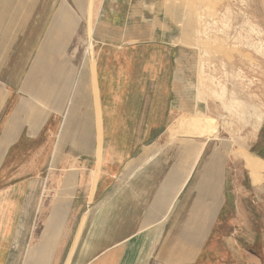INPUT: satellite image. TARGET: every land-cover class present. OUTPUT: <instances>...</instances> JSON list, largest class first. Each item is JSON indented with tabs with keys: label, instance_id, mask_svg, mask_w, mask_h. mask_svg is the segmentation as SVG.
I'll return each instance as SVG.
<instances>
[{
	"label": "crops",
	"instance_id": "obj_1",
	"mask_svg": "<svg viewBox=\"0 0 264 264\" xmlns=\"http://www.w3.org/2000/svg\"><path fill=\"white\" fill-rule=\"evenodd\" d=\"M85 3L0 0L13 55L0 74V264H264V214L236 179L139 152L168 122L182 55L158 35L154 0H102L83 70L64 54Z\"/></svg>",
	"mask_w": 264,
	"mask_h": 264
},
{
	"label": "rangeland",
	"instance_id": "obj_2",
	"mask_svg": "<svg viewBox=\"0 0 264 264\" xmlns=\"http://www.w3.org/2000/svg\"><path fill=\"white\" fill-rule=\"evenodd\" d=\"M83 1L64 55L85 70L102 0ZM153 6L158 35L182 55L168 122L139 152L175 174L212 171L214 185L230 175L255 216L264 214V0H154ZM11 52L0 49V74ZM21 237L22 227L16 243Z\"/></svg>",
	"mask_w": 264,
	"mask_h": 264
}]
</instances>
